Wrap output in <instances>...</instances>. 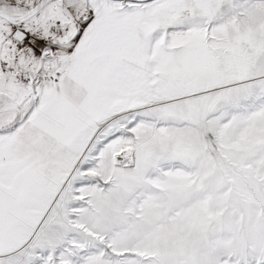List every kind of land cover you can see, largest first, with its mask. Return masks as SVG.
I'll use <instances>...</instances> for the list:
<instances>
[{
  "label": "snow or ice",
  "instance_id": "snow-or-ice-1",
  "mask_svg": "<svg viewBox=\"0 0 264 264\" xmlns=\"http://www.w3.org/2000/svg\"><path fill=\"white\" fill-rule=\"evenodd\" d=\"M0 264H264V0H0Z\"/></svg>",
  "mask_w": 264,
  "mask_h": 264
}]
</instances>
